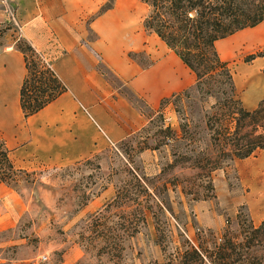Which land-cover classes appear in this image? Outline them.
Listing matches in <instances>:
<instances>
[{
    "label": "rangeland",
    "instance_id": "1",
    "mask_svg": "<svg viewBox=\"0 0 264 264\" xmlns=\"http://www.w3.org/2000/svg\"><path fill=\"white\" fill-rule=\"evenodd\" d=\"M98 2L96 11L75 20L66 33L78 35L86 52L79 60L92 71L85 96L96 115L112 119L110 133L118 140L103 134L102 123L78 103L80 111L90 113L99 136L96 151L63 167L42 168L36 162L22 169L25 174L9 187L26 209L13 228L0 233L3 264H180L189 247L205 252L204 264L264 262V242L243 246L224 260L209 256L229 238L237 243L249 238L250 226L264 220V151L207 174L202 158L215 150L205 116L216 100L192 88L195 78L185 67L179 71L185 88L172 93L179 94L176 98L168 94L152 100L145 89L136 90L141 71L158 63L178 71L173 53L144 31L148 8L142 0ZM109 4L112 9L99 17ZM97 20H114L109 28L121 33L113 49L121 72L100 51L107 43L95 29ZM16 22L0 24V45L6 41L15 47L25 40ZM261 26L219 40L226 41L219 50L215 46L248 110L264 98ZM49 51L51 60L63 53L54 45ZM252 67L254 83L261 86L257 96L245 84L244 73ZM167 98L170 103L163 101Z\"/></svg>",
    "mask_w": 264,
    "mask_h": 264
},
{
    "label": "crops",
    "instance_id": "2",
    "mask_svg": "<svg viewBox=\"0 0 264 264\" xmlns=\"http://www.w3.org/2000/svg\"><path fill=\"white\" fill-rule=\"evenodd\" d=\"M98 4V0H0V24L8 20L5 13V6L8 5L14 11L21 37L51 63L56 76L68 88L38 113L24 119L19 107V88L26 73L23 55L10 42L5 41L0 45V138L10 150V158L16 168H34L36 162L42 168L63 167L80 162L96 151L95 140L99 136L90 113L85 110L87 115L80 111L78 103L85 105L102 123L103 134L110 133L112 119L96 115L84 93L91 83L92 73L79 60L80 54L86 58V52L79 47L78 35L66 33L71 31L75 20L84 19L96 11ZM111 24H115L114 20H97L94 23L96 31L107 43V46L100 47L103 57L121 72L120 62L113 55L115 40L121 39V33L119 30L113 33L109 28ZM263 24L250 31H256ZM218 42L216 46L219 50L226 41ZM52 45L63 52L60 58L51 60L46 56ZM171 59L178 71L167 64L158 63L141 71L135 89H145L152 100L183 90L185 80H181L179 75L184 65L173 54ZM255 71L256 68L252 67L244 73L250 92L254 86ZM71 87L75 89V95L69 90ZM110 136L118 140L113 133ZM123 136H126V132ZM259 178L260 175L256 178L258 184ZM24 209L25 204L16 192L0 184V233L13 228ZM3 263L4 260L0 259V264Z\"/></svg>",
    "mask_w": 264,
    "mask_h": 264
},
{
    "label": "trees",
    "instance_id": "3",
    "mask_svg": "<svg viewBox=\"0 0 264 264\" xmlns=\"http://www.w3.org/2000/svg\"><path fill=\"white\" fill-rule=\"evenodd\" d=\"M114 1V0H111ZM148 13L142 20L145 32L155 35L195 78L193 89L214 98L212 112L206 114V127L214 155H204L207 174L230 160H242L264 151V98L248 110L237 97L233 72L217 51L216 43L239 31L259 26L264 21V0H142ZM112 9L102 7L98 16ZM24 59L25 76L19 88V107L26 119L66 92L48 62L27 41L16 46ZM179 94H172L171 98ZM163 100L170 103V99ZM170 131V129H169ZM174 134V133H173ZM25 172L16 168L10 150L0 138V184L11 186ZM249 238L242 242L227 239L209 256L224 260L239 248L264 242V220L250 226ZM188 257V260H187ZM180 264H204L205 252L189 247ZM254 264H264L256 260Z\"/></svg>",
    "mask_w": 264,
    "mask_h": 264
},
{
    "label": "built area",
    "instance_id": "4",
    "mask_svg": "<svg viewBox=\"0 0 264 264\" xmlns=\"http://www.w3.org/2000/svg\"><path fill=\"white\" fill-rule=\"evenodd\" d=\"M5 13H6L9 20H15L14 11L10 6H8V5L5 6ZM16 26L19 29L18 31L20 32V28L18 27L17 24H16Z\"/></svg>",
    "mask_w": 264,
    "mask_h": 264
},
{
    "label": "bare ground",
    "instance_id": "5",
    "mask_svg": "<svg viewBox=\"0 0 264 264\" xmlns=\"http://www.w3.org/2000/svg\"><path fill=\"white\" fill-rule=\"evenodd\" d=\"M249 81V80H248ZM253 81V80H252ZM247 82V81H246ZM250 83V82H249ZM253 84V83H252ZM251 84V85H252ZM260 92H261V86L258 84H255L254 83V86H253V89H251V92H250V94L252 95V96H257L258 94H260Z\"/></svg>",
    "mask_w": 264,
    "mask_h": 264
}]
</instances>
